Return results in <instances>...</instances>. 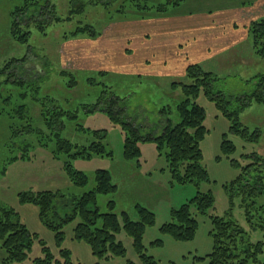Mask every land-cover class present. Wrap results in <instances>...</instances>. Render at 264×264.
Returning a JSON list of instances; mask_svg holds the SVG:
<instances>
[{
    "label": "rangeland",
    "instance_id": "obj_1",
    "mask_svg": "<svg viewBox=\"0 0 264 264\" xmlns=\"http://www.w3.org/2000/svg\"><path fill=\"white\" fill-rule=\"evenodd\" d=\"M54 6V13L65 19L69 16V9L73 0H49ZM87 2L84 11L72 14L70 20L54 23L44 30L37 29L33 24L30 26L31 35L28 44H17L10 38V12L17 6L23 4L33 5L36 2L43 4V0H0V67L13 58H24L16 64H23V68L14 69V77L29 81L25 89L28 93L24 102L28 105L27 118L33 127L45 129L41 121V102L47 103V97H51L56 103L76 111L79 121L84 128L106 129L104 144L106 149L112 151V156H93L90 159H74L73 166L86 173L92 180L96 169L109 170L112 181L117 186V191L112 195L99 194L96 204L100 212L107 210L106 203L115 200V212L119 215L126 212L129 217L136 219V205L140 204L149 208L154 213L153 224L146 226L142 236L144 253L151 257L154 264H206V255L212 251L213 240L209 233L212 224L210 214L224 216L236 221L246 229L250 235V241L262 239L263 233L259 230L252 231L249 227L244 209L241 204L240 194H236L231 201L225 186L231 183L241 172L242 168L251 163V155L258 153L264 156V104L252 103L240 113L239 119L248 131L258 128L261 132L259 141H251L230 130L231 121L224 117L214 102L210 101L202 91L197 95V103L205 109L204 126L207 130L200 142L203 154V165L208 173V182L200 183V190H210L214 196V205L207 213H199L191 206L193 216L197 220V228L191 239H177L168 232H162L161 226L170 220L171 210L178 208L191 199L196 193V187L191 183H179L173 179L163 156L158 155L153 142L141 143L139 162L136 159L127 160L123 157V134L118 125L109 121L103 113L85 115L90 109L101 87H91L85 81L87 76H95L97 81L101 80L110 85L113 91L121 97L129 98L133 107L131 118L135 125L152 128L153 134L160 132V128L153 125L161 120L158 109L163 105L172 104L173 98L180 96V88L173 92L171 83L173 81L189 82L185 77L161 76L146 77L135 74H119L109 72L107 75L96 76L95 67H103L89 54V48L93 42L91 39L104 38V35L112 32L122 24H130L133 21L152 19L170 14H199L210 13L221 8L239 7L246 19L251 21V3L257 2L264 5V0H182L181 5L176 8H168L167 14H154L146 18L138 13L125 10H136V5L149 8H157L159 5L167 6L173 0H112L108 11L98 4H89L93 0H82ZM35 2V3H33ZM171 7V5H168ZM160 8V7H159ZM121 11L117 13L116 10ZM152 9V10H155ZM264 12V7H261ZM244 11V12H243ZM146 12V11H145ZM264 13L257 14L256 20L263 18ZM260 15V16H258ZM112 19V21H109ZM253 20V21H254ZM123 22V23H122ZM122 23V24H121ZM92 26L100 35L88 38L86 35L66 39L65 34L74 28ZM129 33L134 40L137 34L132 33L136 24H131ZM133 28V29H132ZM115 35H112V37ZM116 36H122L116 35ZM114 38V37H113ZM116 38V37H115ZM239 45L235 51L230 53L231 58L226 65L220 64L219 60L224 57L205 59L201 61L206 71L214 72L222 80L217 87L226 95H242L249 91L243 81L264 73V57L255 55L251 47V39ZM100 39H97L99 41ZM133 43V41H132ZM118 45V42H117ZM251 51L253 62L251 61ZM134 52V51H133ZM148 65H151L148 63ZM13 70V69H12ZM96 70V68H95ZM137 72V71H136ZM73 74L78 85L73 89L66 86L67 76ZM2 76L0 79H4ZM41 78V79H40ZM38 80L34 83L33 80ZM9 87V85H8ZM12 87V85L10 86ZM37 101H32L31 96L36 92ZM24 91L23 88L12 87ZM12 90V89H11ZM13 92V90L11 91ZM178 96V97H179ZM29 97V98H28ZM14 100V98H13ZM15 101V100H14ZM20 103V101H18ZM4 106V104H3ZM9 108L8 106L6 109ZM170 118L173 123L177 121L176 112L173 110ZM24 119L15 118L12 115H0V205L11 207L18 213L19 221L24 223L31 232L37 234L33 240L30 258L42 257V246L45 245L52 252L55 260L64 264L60 250L69 252L70 264H144L142 258L134 249L132 238L121 227L116 234L117 240L121 241L125 248L124 255H110L107 259L99 260L91 252L84 241L73 239V226L79 221L77 215L73 222L64 227L63 239L57 245L55 231L47 228L39 219L38 208L33 204L19 202L18 194L26 190H62L64 192H76L83 194L84 188L74 187L65 175L60 159L53 158L51 148L54 142L49 141L46 145L43 136L47 132L38 134L37 130L27 133L23 126ZM70 120L65 122V127L60 131L63 138L79 145L87 144L92 140V132H82L74 127ZM44 131V130H43ZM227 138L234 144V149L225 153L222 141ZM25 153V154H24ZM28 158L20 159V155ZM89 189V188H87ZM264 204V197L260 200ZM119 220L121 218L118 216ZM44 241V242H43ZM4 250L0 242V264L4 257ZM264 261V251L259 257ZM25 264H30L26 260Z\"/></svg>",
    "mask_w": 264,
    "mask_h": 264
},
{
    "label": "trees",
    "instance_id": "obj_2",
    "mask_svg": "<svg viewBox=\"0 0 264 264\" xmlns=\"http://www.w3.org/2000/svg\"><path fill=\"white\" fill-rule=\"evenodd\" d=\"M112 0H93L88 2L92 5H102L106 11ZM182 0H173L166 3L170 6L149 8L136 5V10L128 9L122 13L131 11L141 14L146 18L154 14H167V9L176 8L181 5ZM35 3V2H33ZM87 2L73 0L69 9V16L62 19L53 11L54 6L49 0H43V4L26 5L15 7L10 12V38L17 44H28L33 24L37 29L44 32L46 28L54 23L70 20L72 14L82 13ZM155 9V10H152ZM146 11V12H145ZM117 13L121 11L116 10ZM170 14V13H169ZM168 14V15H169ZM109 21H112L110 19ZM249 37L256 56L264 57V17L252 21L248 26ZM86 35L88 38H95L100 32L95 31L92 26L77 27L66 33V39L76 38L79 35ZM23 58H13L7 61L3 68L0 67V115H12L15 118L24 119L26 124L22 128L27 133L37 130L38 134L47 132L43 140L54 142L51 148L53 158L60 159L62 168L69 182L76 188H84L83 194L76 192H64L60 190H26L18 194L19 202L33 204L38 208L40 221L52 231H55L57 245L63 239L64 227L73 222L76 216L79 221L73 226V239L84 241L91 249V252L99 260L107 259L110 255H124L125 248L121 241L117 240L116 234L121 227L132 238V243L137 254L142 258L144 264H154L151 257L147 256L143 249L142 236L146 226L153 224L154 213L147 207L136 205V219L129 217L126 212L117 214L115 212V200L106 203L107 210L100 212L96 204V197L99 194L112 195L117 191L116 184L112 181L111 173L107 169L99 168L93 173L92 180L81 170L76 169L72 160L90 159L93 156H112V151L106 149L104 139L106 129H89L79 121V115L68 107L55 102L51 97L47 103L41 102V121L45 129L33 127L27 118L29 107L24 102L29 92L26 87L29 81L20 80L14 77L15 68H23V64L17 65ZM13 69V70H12ZM96 76L109 74L106 71H96ZM67 76L66 86L73 89L78 85L73 74L62 73ZM189 82L173 81L172 91L180 88V96L174 97L172 104L163 105L158 109L161 120L153 125L160 128V132L153 134L152 128L135 125L131 118L132 106L129 98L121 97L110 85L91 75L85 81L91 87H101L96 100L90 104V109L85 115L103 113L109 121L120 127L123 134V157L127 160L136 159L139 162L141 143L153 142L158 155L164 157L170 175L179 183H191L196 187L195 195L178 208L172 209L170 220L161 226L162 232H168L177 239H191L197 228V220L193 216L191 206L199 213H208L214 205V196L210 190L201 191L200 183L208 182V173L203 165V154L200 142L207 130L204 126L205 109L197 103V95L200 91L219 109L224 117L231 121L230 130L243 138H248L250 132L240 119V113L252 103L264 104V73H259L243 83L249 87V91L242 95H226L217 87L222 79L214 72L206 71L200 63L189 64L185 69V76ZM41 79V78H40ZM37 83V79L33 80ZM9 85V87H8ZM23 88L24 91L14 90L12 87ZM13 92H11L12 90ZM36 92L31 96L32 101H37ZM14 98V100H13ZM29 98V97H28ZM20 101V103H18ZM4 104V106H3ZM9 107L6 109V107ZM176 112L177 121L173 123L170 115ZM32 119V117H31ZM33 120V119H32ZM67 120L72 121L74 127L82 132H92V140L87 144L79 145L63 138L60 131L65 127ZM44 130V131H43ZM40 132V133H39ZM249 133V135H248ZM251 141H259L261 132L258 128L251 131ZM222 148L225 153L234 149V144L226 137L222 141ZM25 154V153H24ZM20 155V159L28 158L27 155ZM89 188V189H87ZM229 199L232 201L236 194L241 196V204L244 209L246 221L252 231L259 230L264 236V204L260 202L264 197V156L258 153L251 155V163L242 168V172L225 186ZM118 216L121 218L119 220ZM211 230L209 231L212 240V251L205 257L206 264H264L259 257L264 251V237L256 241H250L249 232L241 227L233 219L224 216L210 214ZM35 232H31L27 226L19 221L18 213L11 207L0 205V242L4 250L2 264H53L59 263L55 260L52 252L45 245L42 246V257L30 258L29 254L33 240L37 238ZM44 242V241H43ZM64 264H70L69 252L60 250ZM94 264H101L96 262Z\"/></svg>",
    "mask_w": 264,
    "mask_h": 264
},
{
    "label": "crops",
    "instance_id": "obj_3",
    "mask_svg": "<svg viewBox=\"0 0 264 264\" xmlns=\"http://www.w3.org/2000/svg\"><path fill=\"white\" fill-rule=\"evenodd\" d=\"M262 6L261 2L251 3V21L257 14L264 13ZM131 24H136L132 32L137 34L134 40L129 33ZM248 26L249 20L239 7H224L210 13L169 14L122 24L105 34L104 38L91 39L93 44L89 54L99 63L96 65L103 66L95 67V72L137 73L150 78L165 75L184 77L189 64L203 65L201 61L222 58L223 53L228 55L227 59L219 61L226 65L230 61V53L249 40ZM120 34L122 36H116ZM251 55L250 62H253L252 51Z\"/></svg>",
    "mask_w": 264,
    "mask_h": 264
}]
</instances>
